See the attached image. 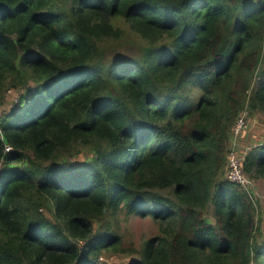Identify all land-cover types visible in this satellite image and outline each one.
<instances>
[{
	"label": "trees",
	"instance_id": "trees-1",
	"mask_svg": "<svg viewBox=\"0 0 264 264\" xmlns=\"http://www.w3.org/2000/svg\"><path fill=\"white\" fill-rule=\"evenodd\" d=\"M263 57L264 0H0V264H264Z\"/></svg>",
	"mask_w": 264,
	"mask_h": 264
},
{
	"label": "rangeland",
	"instance_id": "rangeland-1",
	"mask_svg": "<svg viewBox=\"0 0 264 264\" xmlns=\"http://www.w3.org/2000/svg\"><path fill=\"white\" fill-rule=\"evenodd\" d=\"M264 59V57H263ZM264 69V68H263ZM261 77H256V82L259 81ZM21 91V89L11 92L6 91L5 93H2L0 97V113L7 112V110L10 108V104L16 99L17 94ZM11 97H13L11 99ZM263 116L260 115V113H255L251 118H245L246 121V127L244 128L243 134L238 140L239 144L243 148L242 153L239 155H247L248 153V147L250 150V146L252 149H256L257 143L262 140L264 137V121L262 122ZM80 158V156L75 157L72 159V162H76ZM238 157L235 156V159ZM234 159V160H235ZM239 163V160H235ZM233 165L231 164V167ZM238 171L239 170V166ZM229 166L226 169V172L229 171ZM253 176V173H251ZM245 179V178H244ZM246 191L248 192L249 196L252 195L253 202L255 206V210L257 212L258 216H261V220L259 222V228L261 232L264 234V177H251L248 181L245 182ZM126 227L131 231V240L135 243H140V240L142 238L148 237L152 235L155 231V225L153 224L151 218L149 217H139L137 215H131L129 222L127 223ZM103 260L105 258H102ZM107 261H110V258H107Z\"/></svg>",
	"mask_w": 264,
	"mask_h": 264
},
{
	"label": "built area",
	"instance_id": "built-area-1",
	"mask_svg": "<svg viewBox=\"0 0 264 264\" xmlns=\"http://www.w3.org/2000/svg\"><path fill=\"white\" fill-rule=\"evenodd\" d=\"M246 127V121L245 118L242 116L241 118H239L236 123L233 126V131H234V140H233V147L232 149H230V153L228 156V166H229V171L226 174L227 177V181L229 182H239L242 185H245L246 180L244 179V177L242 176V171H241V160L243 157H241V150L239 149V147H241V145L239 144L238 140L240 139V137L243 134L244 128ZM235 156H237L238 158L235 159ZM239 160V163L236 162L235 160ZM231 164L233 165L231 167ZM239 166V170L238 171V167Z\"/></svg>",
	"mask_w": 264,
	"mask_h": 264
},
{
	"label": "bare ground",
	"instance_id": "bare-ground-1",
	"mask_svg": "<svg viewBox=\"0 0 264 264\" xmlns=\"http://www.w3.org/2000/svg\"><path fill=\"white\" fill-rule=\"evenodd\" d=\"M199 7V6H198ZM194 9V8H193Z\"/></svg>",
	"mask_w": 264,
	"mask_h": 264
}]
</instances>
